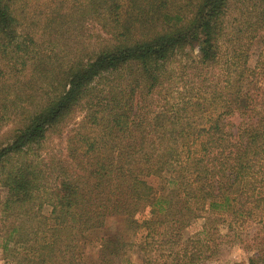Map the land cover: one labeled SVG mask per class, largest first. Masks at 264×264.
I'll use <instances>...</instances> for the list:
<instances>
[{
    "label": "trees",
    "instance_id": "trees-1",
    "mask_svg": "<svg viewBox=\"0 0 264 264\" xmlns=\"http://www.w3.org/2000/svg\"><path fill=\"white\" fill-rule=\"evenodd\" d=\"M33 1L0 0L4 260L125 264L143 231L146 264H264V0H61L41 33Z\"/></svg>",
    "mask_w": 264,
    "mask_h": 264
},
{
    "label": "rangeland",
    "instance_id": "rangeland-1",
    "mask_svg": "<svg viewBox=\"0 0 264 264\" xmlns=\"http://www.w3.org/2000/svg\"><path fill=\"white\" fill-rule=\"evenodd\" d=\"M56 1L61 0H39L38 2L33 1L29 9L25 11V26L24 28L31 31L33 27V31L42 32V27L44 25V18L49 16L53 11V5ZM37 22V23H36ZM35 25V26H34ZM35 27V28H34ZM260 52L259 47H255L251 53L249 65L250 67H255L256 62L258 60V55ZM80 121V116L76 117V119L68 124V127L64 129V133L61 137H58L56 134H53L49 140H47L43 145L44 152L47 155H65V147H66V137L69 132L75 127V123ZM156 179H152L151 183H154ZM0 195L4 196V191L0 189ZM50 209L46 208L44 213L48 215ZM203 224V220H198L194 223L193 227L189 230V234L197 232ZM116 227V221L110 220L106 231L110 232ZM104 232V233H105ZM102 234L100 232H94L89 234L88 238L90 240H97ZM145 233L141 231L136 236L128 235V241L135 244L134 247L129 251L125 264H146L147 256L145 253L141 251L139 245L143 242V237ZM160 256L158 254H153L152 259L156 260L157 264L159 263ZM0 264H12L10 262H6L3 258L2 252L0 251ZM204 264H249L248 263V254L238 248L237 246L228 247L223 246L221 251L210 261H206Z\"/></svg>",
    "mask_w": 264,
    "mask_h": 264
}]
</instances>
